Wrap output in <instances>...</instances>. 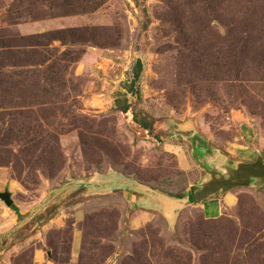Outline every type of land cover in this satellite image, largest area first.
<instances>
[{
    "label": "rangeland",
    "instance_id": "1",
    "mask_svg": "<svg viewBox=\"0 0 264 264\" xmlns=\"http://www.w3.org/2000/svg\"><path fill=\"white\" fill-rule=\"evenodd\" d=\"M0 41V264H264V184L172 224L103 186L264 157V0H0Z\"/></svg>",
    "mask_w": 264,
    "mask_h": 264
},
{
    "label": "water",
    "instance_id": "2",
    "mask_svg": "<svg viewBox=\"0 0 264 264\" xmlns=\"http://www.w3.org/2000/svg\"><path fill=\"white\" fill-rule=\"evenodd\" d=\"M208 154H194L196 160L199 162L209 175L205 177L200 183L199 187L194 191H189L184 197H174L160 190L153 189L148 185L142 184L131 178L130 183L115 184V188L128 185L131 188H136L137 191L152 192L155 195H161L167 200L175 201L174 221L177 219L178 212L191 204H199L207 198L234 190L240 187H249L254 185L264 184V157L258 155L256 160L250 162H238L236 165H231L228 162L218 164L208 160ZM202 156V158H201ZM201 158V159H200ZM212 163V164H211ZM130 178V177H129ZM0 198L8 206H16L12 198V193L9 190L1 191Z\"/></svg>",
    "mask_w": 264,
    "mask_h": 264
},
{
    "label": "crops",
    "instance_id": "3",
    "mask_svg": "<svg viewBox=\"0 0 264 264\" xmlns=\"http://www.w3.org/2000/svg\"><path fill=\"white\" fill-rule=\"evenodd\" d=\"M207 159L212 163H215V161H217L218 164L221 163L219 154H208ZM130 182H132L131 178L121 174L120 176H117L115 180L110 178V180L104 181L103 186H107L106 188H109V191H112L116 187L115 184L120 185L122 183L126 184ZM117 188L123 193L126 200L134 207L157 211L166 219L168 223L172 224L176 222L173 218L176 207L175 201L167 200L165 197L155 195L152 192L137 191L136 188H131L128 185ZM238 196V191L234 189L224 193L223 195L215 194L201 202L200 205L207 218H217L222 215L223 211L234 207L238 201ZM142 213L143 212L140 210V212L137 213L138 217L134 216L133 223H141V220L144 218Z\"/></svg>",
    "mask_w": 264,
    "mask_h": 264
},
{
    "label": "trees",
    "instance_id": "4",
    "mask_svg": "<svg viewBox=\"0 0 264 264\" xmlns=\"http://www.w3.org/2000/svg\"><path fill=\"white\" fill-rule=\"evenodd\" d=\"M9 21H10V23H15L14 20L11 19V17L9 18ZM210 34L212 35V32H210ZM17 45L18 44L13 45V46L18 47ZM9 46L10 45L8 43H3V42L0 41V47L8 48ZM5 65H7L6 62L5 63L4 62H0V68L3 69V67ZM142 69H143V62H142L141 59H138L136 64H135V67H134V77H133V79H132V81L130 83L126 84L128 90L130 92H134L136 94H139V88L136 86V84H137V81H138V79H139V77L141 75ZM22 83L23 82H20L21 85H22ZM23 84H24L23 86L27 85L25 83H23ZM129 107L130 106L125 103V105L122 108V111L127 112L129 110ZM143 127L148 128V125L145 123V124H143ZM169 195L174 196V197H184L185 196L184 194H179V195L169 194Z\"/></svg>",
    "mask_w": 264,
    "mask_h": 264
}]
</instances>
